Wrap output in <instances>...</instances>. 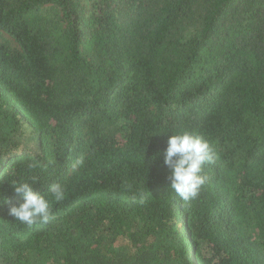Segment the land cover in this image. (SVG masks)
I'll list each match as a JSON object with an SVG mask.
<instances>
[{
    "label": "trees",
    "instance_id": "1",
    "mask_svg": "<svg viewBox=\"0 0 264 264\" xmlns=\"http://www.w3.org/2000/svg\"><path fill=\"white\" fill-rule=\"evenodd\" d=\"M184 131L218 157L190 204ZM0 264H264V0H0Z\"/></svg>",
    "mask_w": 264,
    "mask_h": 264
},
{
    "label": "clouds",
    "instance_id": "2",
    "mask_svg": "<svg viewBox=\"0 0 264 264\" xmlns=\"http://www.w3.org/2000/svg\"><path fill=\"white\" fill-rule=\"evenodd\" d=\"M217 158L215 150L202 135L189 131L172 135L168 140L164 158V164L171 173L167 177L171 189L182 201L190 204L191 201L199 197L202 188L209 181V177L204 174V166L214 165ZM83 164L84 157L81 156L73 163L72 168L75 170ZM38 166V163L29 165L32 169ZM13 186L16 194L22 196L24 202L19 206L9 202L10 216L29 229L38 224H49L55 219L52 202L34 191L32 184L24 182ZM128 187L131 188V186ZM49 193L56 203H60L66 198V188L60 183L51 184ZM145 202L146 198L141 192L139 203L144 204Z\"/></svg>",
    "mask_w": 264,
    "mask_h": 264
}]
</instances>
